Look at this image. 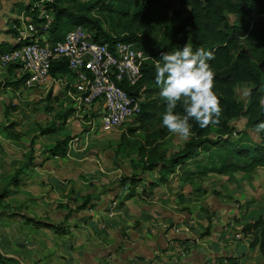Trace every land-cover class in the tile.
Masks as SVG:
<instances>
[{"label": "crops", "instance_id": "0c3cea01", "mask_svg": "<svg viewBox=\"0 0 264 264\" xmlns=\"http://www.w3.org/2000/svg\"><path fill=\"white\" fill-rule=\"evenodd\" d=\"M15 1L0 0L1 47L14 44L10 28L21 9L15 10ZM22 76L15 66L0 68V188L6 190L0 198V219L7 220L6 225L0 222V264H231L246 251L252 237L243 236L241 226L258 213L264 218V171H255L260 180L252 184L254 193L248 178L255 172L200 175L211 165L195 162L200 168L193 174L190 159L174 172L160 163L153 169L123 167L130 173L126 179L140 180L131 196L129 181L110 184L119 179L120 167L103 166L84 152L96 136L92 119L71 113L64 120L70 107H65L62 86L10 84ZM137 90L143 101L145 86ZM48 93L53 99L46 100ZM10 123L22 134L19 140L5 137L3 129ZM45 124L55 125L52 134H39ZM129 124L133 121L124 126ZM66 136L64 155H53L52 146ZM210 152L201 150L192 159L206 157L209 162ZM64 160L70 161L68 170L57 163ZM13 175L14 181L5 185ZM92 181L97 183L89 187ZM80 193L89 202L75 210L73 199L78 204ZM29 219L60 224L59 230Z\"/></svg>", "mask_w": 264, "mask_h": 264}, {"label": "trees", "instance_id": "16d2710c", "mask_svg": "<svg viewBox=\"0 0 264 264\" xmlns=\"http://www.w3.org/2000/svg\"><path fill=\"white\" fill-rule=\"evenodd\" d=\"M40 1H43V7L53 14V21L48 29L49 40L52 43L62 41L67 32L81 26L97 42L112 45L117 41H132L137 48L142 49L148 55L144 47L146 42L142 37L111 36L103 30L96 19L87 13H82L79 9L71 10L77 0H31L23 10L29 11L34 3ZM142 1L140 10L131 19L142 29L151 24L164 26L170 22L172 17L182 18V8L187 9V15L183 18V23L177 27L176 34L190 41L193 54L187 58V62L190 65L189 70L194 71L193 75L182 71L187 74L181 86L171 93L175 94L177 99L164 112L163 119L167 121V124L157 132L158 143L149 141L146 146L139 148L138 156L144 164L143 168L153 169L160 163L168 172H174L177 166L183 170L187 161L196 157L201 150L210 152V149L215 147L216 150L221 151L220 165L216 166L212 159L213 152H210L211 166L201 171L200 175H206L208 172L249 174L257 170L264 171L263 140L260 143L250 144L251 141L246 135L238 137L237 140L232 139V134H235L237 130L233 123L238 119H246L245 127L240 131L245 132L243 135L247 133L246 128L264 125V104L262 103L264 97V0ZM227 15L235 18L230 25L227 23ZM10 29L15 36V30ZM141 42H143L142 47L139 44ZM1 46L0 52L10 51L17 47L16 44ZM149 60L142 65L140 81L135 86L126 88L129 94L148 83H160L161 73H156L153 66L147 68ZM201 63H204L202 78L196 71ZM67 73H69L68 68L63 60L54 61L50 66V76L53 78ZM25 77L23 75L18 81L10 84L24 83ZM240 84L246 87L244 99L237 98L236 90ZM168 89H166L167 93ZM158 90L154 88L153 93ZM49 97L50 93L46 98ZM168 104L169 102H165L163 106L166 107ZM150 105L154 106L155 103L148 100L141 101V111L136 118L137 121L148 120L152 116L147 110ZM71 113H73V108L70 107L62 115L63 119L65 120ZM176 126H180L189 137L180 150L165 157L159 152L160 144ZM54 130L55 125L52 124L46 128H40V133L41 135L50 134ZM3 132L9 139L19 140L22 137L21 133L14 130L12 123L4 127ZM213 133L220 138L225 136L226 141L231 140L228 155L222 152L225 144H219L211 139ZM68 140L69 137L66 136L56 142L50 152L53 155L63 156ZM233 159L236 160L233 161ZM14 177L15 175L12 181ZM125 181L130 182V195L134 196L136 185L140 180L131 176L125 178L123 182ZM5 194L6 190L2 189L0 198ZM87 203L88 201H83L80 208L85 207ZM29 220L35 225L59 230L53 224L34 219ZM241 233L243 236H251L252 240L246 251L240 255L239 259L231 260V264H264V218L262 214L258 213L252 222L244 223L241 226ZM8 261L11 264H17L14 260Z\"/></svg>", "mask_w": 264, "mask_h": 264}, {"label": "built area", "instance_id": "2783aa9c", "mask_svg": "<svg viewBox=\"0 0 264 264\" xmlns=\"http://www.w3.org/2000/svg\"><path fill=\"white\" fill-rule=\"evenodd\" d=\"M42 4L43 1L34 3L29 11H23L12 22L17 47L0 52V68L14 65L26 76L24 85L29 88L62 86L73 116L92 120L100 117L103 130L121 127L137 118L142 98L139 91L137 95L129 94L126 88L140 81L142 65L151 58L132 41H117L112 45L97 42L81 26L67 32L62 41L52 43L48 29L53 14ZM59 60L65 62L69 73L53 78L50 66ZM203 66L201 63L196 69L200 78ZM186 74L175 68L169 94L181 86ZM98 105L100 109L93 111Z\"/></svg>", "mask_w": 264, "mask_h": 264}, {"label": "rangeland", "instance_id": "374dc122", "mask_svg": "<svg viewBox=\"0 0 264 264\" xmlns=\"http://www.w3.org/2000/svg\"><path fill=\"white\" fill-rule=\"evenodd\" d=\"M28 1L31 0H26L25 3L24 1L18 2V0H16L13 4V7L15 8V10H18V8L21 7L20 13H22L24 11V7L28 4ZM142 2V0H77L76 5L71 8V10L73 11L79 9L80 12L87 13L90 17L96 19L101 24L103 30L111 36L119 37L125 35H133L142 37L143 41L146 42V45H144L145 51L151 58V60L147 62V68L153 66L156 73H161L160 83H148L147 85H145L143 101L145 102L148 100L153 101L155 103V106L150 105L149 109H147L149 115H152L148 120L144 119L137 121V119L135 118L134 120H132L133 124L124 126L128 123L127 122L118 129L110 132H105L101 129L100 117H94L92 120V128H94V130L96 131V136H93V138L90 140L92 141L91 144L88 142V144L86 145L87 148L84 152L89 157H97V159L100 161V164L102 163L103 166L110 165L112 167L114 165V167H120V171L116 173L119 174V179H117V177V180H111L110 184H117L118 182L122 183L126 175L130 174L127 173L126 170L124 171L123 167L132 166L135 170L143 168L144 164L140 161L138 156L139 148L146 146L149 141L158 143L157 132L159 129L163 128L167 124V121L163 119L164 112L167 111L166 108H168L172 104V102L177 99L175 94H168L166 92V89L168 88L169 83L173 78L175 68L177 67L181 71H187L189 73L188 75H193L194 73V71L189 70L190 65L187 62V58H190L193 54L190 41L184 38L182 35L176 34L177 27H179L183 23V18L187 15V9L182 8V18L172 17L170 22L164 26L151 24L147 28L142 29L137 24H134L131 21L134 14L140 10ZM88 9L90 10L88 11ZM15 19L16 18H14L12 22ZM234 20L235 18L232 15H227V23L229 25L232 24ZM139 44L142 47L143 42ZM154 88H157L159 90L154 94V96H151V94L154 92ZM245 89L246 87L243 84H240L238 86L236 90L238 99H244L245 92L243 91H245ZM65 98L67 99L65 107H68L69 99L66 97V95ZM65 98L61 100H65ZM51 99H53V97L50 93V97L46 98V100ZM165 102H169L166 107L163 106V103ZM59 103L61 105V102ZM61 111H63V108L61 109ZM245 124L246 120L244 118L234 121L233 126L237 130H235V134H232V139L237 140L239 139L238 137L246 135L251 141L249 142L250 144L260 143L261 138H259L260 136L258 134L262 133V135H264V125L260 127H253L251 129L246 128L247 133L243 135V133L245 132L241 133L240 131L244 129ZM46 127L47 125L45 124V126H41V129ZM39 134L41 135L40 129ZM115 135H118L119 139H112V137ZM188 137V134L183 131L180 126H176L167 138L168 140L165 138L161 142L159 152L165 155V157H169L174 152L181 149L183 143L188 139ZM225 138V136L222 138L218 137L216 133H213V135H211V139H213L214 141L218 142L219 144H225L224 148L222 149V152L225 155H228V148L232 142L230 139L226 141ZM226 142L229 143L226 144ZM212 151V159L213 161H215L216 166H218L221 162V160L219 159L221 151H218L214 148L212 149ZM132 153H135V155H132ZM194 159L189 160L190 166L193 167V174H195L197 172V169L200 168V166L195 168V162H198V164L204 165L205 167H207L208 164L211 165L210 161L206 162V157H203L200 160ZM235 160L236 159H233V161ZM64 161L65 162L60 161L57 163L62 164L64 166V169L68 170L67 168L70 167V161ZM66 163H69V165ZM190 170L191 168H189V170L187 171ZM105 172H108V175H116L115 172L112 171ZM73 173L75 172L73 171L71 174ZM65 175L67 176V174ZM89 175H91L90 179H95L93 174ZM259 178L260 175L256 172L254 173V176H249L248 178V180L250 181V188L252 189V191H254V193H256V189L254 186H252V184H255L257 180L259 181ZM9 179L4 181V184L7 186L8 182L11 181L12 176H10ZM69 181L75 180L71 179ZM94 183L97 182H90L89 187ZM10 185L12 186L14 184ZM219 186L222 187V185ZM11 188H14V186H12ZM1 189L4 188L1 187L0 190ZM84 198L85 197L82 196V200L78 202L79 205L75 203L77 199H73L74 201L72 206L76 205L75 210H79V206L82 205L80 203H83ZM7 210H11V205ZM0 222L2 225L7 224V220L0 219ZM55 225L56 227H59L60 224ZM171 228L176 231V228L173 225L171 226ZM235 237H237V235H235Z\"/></svg>", "mask_w": 264, "mask_h": 264}, {"label": "water", "instance_id": "95a60500", "mask_svg": "<svg viewBox=\"0 0 264 264\" xmlns=\"http://www.w3.org/2000/svg\"><path fill=\"white\" fill-rule=\"evenodd\" d=\"M137 92H138V90L136 89V90L133 92V94H134V95H137Z\"/></svg>", "mask_w": 264, "mask_h": 264}]
</instances>
